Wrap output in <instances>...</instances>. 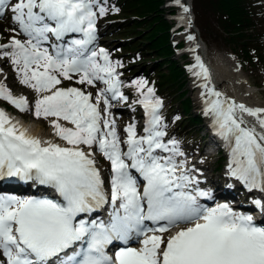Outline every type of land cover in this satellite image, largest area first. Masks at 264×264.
I'll return each mask as SVG.
<instances>
[{"label":"snow or ice","instance_id":"obj_1","mask_svg":"<svg viewBox=\"0 0 264 264\" xmlns=\"http://www.w3.org/2000/svg\"><path fill=\"white\" fill-rule=\"evenodd\" d=\"M106 12L95 0H0V19L7 16L13 25L8 42L0 44V59L36 93L32 114L52 117L50 127L65 145L29 136L0 110V181L46 186L60 198L0 193V264H264V227L227 204L199 203L211 194L199 187L186 160L177 159L184 156L178 142L164 140L162 101L153 88L144 91L146 81H132L147 117L144 135L131 124L122 140L115 120L107 118L110 99L127 98L117 74L123 65L104 48L90 47L96 21ZM52 38L62 44L49 45ZM197 67L195 74L207 80L199 58ZM73 79L104 87L93 103L91 93L60 87ZM203 87L205 115L229 146L230 175L249 189L264 187V131L243 118L255 117L264 129V109L237 105ZM0 99L21 113L30 110L25 97H13L2 84ZM96 152L109 162L107 180ZM133 238L139 248L120 247L109 256L114 242L128 245Z\"/></svg>","mask_w":264,"mask_h":264},{"label":"trees","instance_id":"obj_2","mask_svg":"<svg viewBox=\"0 0 264 264\" xmlns=\"http://www.w3.org/2000/svg\"><path fill=\"white\" fill-rule=\"evenodd\" d=\"M115 1L121 12L129 13L127 17L132 16L121 23L122 31H126V35L134 31L136 36L123 43V47H131L139 52L140 44L143 49L154 53L153 56L158 60L148 65L151 71L148 74L149 80L156 83L159 90L169 89L164 84L174 86L177 93L171 91L170 94L177 96L180 108L189 115L191 123L196 124L198 118L190 114V100L184 96L185 75L179 62L173 59L169 21L162 7L165 0ZM263 11L264 0H192L194 23L201 36L227 47L264 76ZM204 31L208 33L205 35Z\"/></svg>","mask_w":264,"mask_h":264},{"label":"rangeland","instance_id":"obj_3","mask_svg":"<svg viewBox=\"0 0 264 264\" xmlns=\"http://www.w3.org/2000/svg\"><path fill=\"white\" fill-rule=\"evenodd\" d=\"M110 1H112V0H99V2H97L98 3L97 5H102L107 10L106 14L102 18L97 19V23L102 27V29L100 30L99 37H98V42H99V44L105 45V49H107L108 53L110 54V60L111 61L119 62L120 64H123L122 59L124 58L123 57L124 55L114 56L116 54L112 55V52L114 50L118 49V47L124 41L122 38H120V36H125V37L129 36L130 38H134L135 32L133 31L134 34L129 33L128 35H126V31L121 32V29L119 27V26H121V24H120L121 22H114V21H117V20L122 21V19H118V18L127 16V15H129V13L125 14L124 12H118V11H122V10H120V9L118 10V9L113 8V4ZM169 7L176 9V11L178 10V8H176L174 6H167L165 8H169ZM109 14H110V16H109ZM114 17H116L117 19L116 18L114 19ZM109 18H111V19H109ZM128 19H130V18H128ZM112 22H114V23L112 24ZM122 23H124V22H122ZM11 27H13V26H11L6 19H4V18L0 19V43L1 44L8 42V37L10 35H12V33L10 31H7V30L10 29ZM141 27L142 26H138V28H141ZM176 28H182V29L175 32V34L172 35L173 41H177L179 39V37H181V34H184L182 37V40H184V38L187 37L188 34H190L191 36H194V40H197V35H196L195 31H193L191 23L188 26L177 25ZM122 29H123V27H122ZM118 30H120V33L117 32ZM172 33H173V31H172ZM203 33L206 35L208 32L204 31ZM113 35L115 37H113ZM204 39L206 42L205 47L207 48L208 58H210V65H215V60L218 61L221 57L234 58L235 63H236V68H238V74L237 75L242 81L241 82V89L247 90V89H249L247 87V85H249V86H251L250 90H253V93H251L248 96V98L245 97L246 102L254 104V105H258V107L264 106V80L261 77V75L259 74V71H257L254 68L249 67L245 62H242L241 60L237 59L234 55H232L229 52L228 48H226L225 46H222L220 44H216L215 42H213L212 40H210L206 37ZM184 47L179 49V50H176L177 55L173 56V59L176 60L177 58L182 56V52L185 51ZM138 49H139L140 54H137V55L133 54L131 56L132 60L148 59V58L150 59V58H152V56L154 54L153 52H150V50L143 49V46L140 44L138 45ZM126 50L129 53H132L135 51L131 47H129ZM178 52H181V53H178ZM192 52L190 51L189 48L186 49L185 53L188 55V57L186 58L187 60H193L194 59V56H192V54H191ZM121 53L125 54L124 52H121ZM221 60H222V58H221ZM136 62H138V61H136ZM124 64L126 65L125 67L117 68V74L120 75L121 77L123 76L122 77L123 88L128 92L130 101H127L125 103L126 104L125 114L127 115L126 119L124 116H123V118L115 119L116 127L118 126V124H120V122L126 123V125H127V123L135 124L134 119H131V117L129 116L130 115L129 111L133 109L134 105L137 104L136 102L141 97H140L139 93L137 92L136 88L134 86H132V81L142 79V80L148 82V80H149L148 74H145V71L148 70V68L145 67V65L149 64L148 61L138 62L134 66L128 65L126 63H124ZM133 68H135L136 71L126 73L130 70L133 71ZM186 69L189 71L188 67H186ZM74 79L72 81H63V83L60 85V87H67L69 85L80 87L82 89V91H84V92H91L94 99H95V94L98 91V88L99 87L102 88L98 84H97V87H95V88L88 86L87 84H85V85L75 84ZM189 81H190V79H189ZM156 82H158V81L156 80ZM0 84L4 85L7 89H9V91L11 92L13 97H15V98H19L21 96L25 97L28 101V105H29V109H30L27 112L21 113L15 107H13L11 104H9L7 101L0 99V110H2V111L11 110L12 111L11 113L5 112V114L7 116H9V118L15 117L16 120L19 119L18 116H20V115H18V113H20L22 118H23L22 119L23 123L27 125L29 130H32V131L33 130H37V131L39 130V133L41 135L44 134L49 139L57 138L55 133H54V129H52L50 127V121L53 119L52 117H49L47 120H45L43 118L37 119L32 114L31 109L33 108L34 102L37 98L36 93L32 89L25 87L24 85H22L19 82V78L17 77L16 73L13 71V66L10 64V62L8 60H6L4 62L3 59H0ZM188 85H189V82H188ZM188 85L186 84V86L183 87V90L185 93L184 96L185 97L187 96L188 98L191 99V103H193V104H191L192 107L190 109V112L193 113L194 111L197 110V108H194V105H195L194 94H193L194 92L192 91V93H191V90L188 91V89H187ZM164 86L168 87L169 89L164 88V89L158 90V87L151 86V84L147 83L144 91H146L147 87L153 88L154 92H155V97L162 101L163 106H162V109L160 110V115L162 116V120H163L164 125L168 127L167 129H169L168 133L172 134L171 136H169V139H171L170 137L174 138V136H173L174 134H177L178 136L185 135V130L183 129V127H185L186 123H188V122L186 121V118H185L186 116H184V118H182V120L180 122H178L180 116L182 115V112L180 111V108H178L176 106L177 104L174 101H172L173 98H169V99L166 98L169 96V94H170L169 92H171V91L176 92V90L174 89V86H170L167 84H164ZM164 95H166V96H164ZM175 99H177V98H175ZM170 102H173V104L169 105ZM137 112L138 111L136 109L134 113H137ZM183 115H184V113H183ZM187 116H189V115H187ZM113 117H115V116L113 115ZM17 123H20V122L17 121ZM60 123L64 126L71 127V125L66 124L64 121H60ZM200 126H201V124H199L197 126H191V128L195 129V131L197 132V130H199ZM193 133L194 132L192 130L190 132V134H193ZM189 138H192V137H189ZM58 140H60V139L58 138ZM185 142H186V144H185ZM181 143L183 144V146L185 145L184 150H190V149H192V146L198 145V143L193 141V140L188 141V137L184 140V142H181ZM189 154H190V152H189ZM101 157H102V155L100 156V158ZM100 161L106 162V160L103 157L100 159Z\"/></svg>","mask_w":264,"mask_h":264},{"label":"bare ground","instance_id":"obj_4","mask_svg":"<svg viewBox=\"0 0 264 264\" xmlns=\"http://www.w3.org/2000/svg\"><path fill=\"white\" fill-rule=\"evenodd\" d=\"M180 1L181 0H174L173 4L179 6ZM175 20L178 23L184 24V25H188L191 21L190 18L188 17V15L182 11V8H179L178 13L175 16ZM123 42H126V41L124 40ZM195 47L196 46L194 45V48ZM199 47L201 48L202 45L199 44ZM193 56H194V59L196 60V55L193 54ZM221 58L223 60H221ZM221 58L218 61L215 60V65H212V67L209 64L204 63L203 60L201 61V58L199 59V62L203 64V66L207 70V74L209 76L207 77V80H205V79H200V76H197L195 73H193V81L192 82L195 85V89L193 91L194 92L193 93L194 94V101H195L194 103L197 104L196 106L194 105V108H198V107H200L201 109L204 108L205 97L202 95V93L205 91L203 85L207 84L208 87H212L216 91L220 92L223 97L229 99L230 101H234L237 105L242 104L245 107H247L249 109H254V110L255 109H264V106L258 107V105H254V104L246 102V100L244 98L243 90L241 89V86H240L241 82L239 81V79L237 77V70L235 69V67H236L235 59L234 58H227V57H225V58L221 57ZM194 59L191 62H193ZM3 60H4V62L6 61V59H3ZM185 63H187V62H185ZM185 82L188 84L186 78H185ZM191 93H192V90H191ZM189 100L191 101L190 98H189ZM9 112L11 113L12 111L10 110ZM243 118L247 122L249 127H255L258 132L264 131V129L259 128V125H258L255 117L248 116L245 114ZM261 118H264V113H262ZM10 119L12 120L13 123L18 124V126L20 128L26 130L27 134L31 137L39 138L42 141L47 140V141H50L52 143H56V144H60L61 146H65L63 141L58 140L57 136H56L57 138L49 139L46 135H44V134L41 135L39 133V130L38 131L37 130H33V131L29 130L27 125L23 123L22 119L19 118L17 120L20 123H17L15 117H10ZM180 121L181 120H179L178 122H180ZM191 126H192L191 123H186L185 127H183V129L185 130V135L178 136L177 134H174L173 135L174 138L173 137H170V138L176 140L179 144L180 150L184 153V155H188L191 159H194V156L189 155V152L199 151L200 154H203L204 151L206 150V152L212 153L213 152L212 146L215 144V141H213L212 139H210L208 137H198L194 133L190 134V132L192 131ZM167 128H168L167 126H165V128H164V130L167 133V135L164 137V139L169 140V136H171L172 134L168 133L169 129H167ZM187 137H188V141L193 140V141L197 142L198 145L192 146V149H190V150H184L185 145L183 146V144L181 142H184V140ZM189 137H192V138H189ZM185 144H186V142H185ZM225 150L227 151L226 146H225ZM200 154H199V156L202 157V159H204L205 156L200 155ZM162 155H165V154H162ZM198 166L200 167V165H198ZM210 174H211V176H209L207 174L208 180L210 182L217 184L218 187L220 188V190L224 193L226 192V190H232L234 192V196L236 199H240L241 197L244 199L245 197H249V196L261 197V192L259 190L261 188L255 187V188L249 189V187L246 184L237 180L235 177L230 179L229 178V175H230L229 166H226V168L223 171L220 170L219 168H217V169L211 171ZM212 177L216 178V179H220L222 181L217 182ZM2 182L3 181H0V191H2L3 190L2 187L6 185ZM27 183H30L33 186L37 185V184H33L31 182H27ZM222 183H223V186L226 188H224L222 186ZM255 200L259 201L260 199L255 198Z\"/></svg>","mask_w":264,"mask_h":264},{"label":"water","instance_id":"obj_5","mask_svg":"<svg viewBox=\"0 0 264 264\" xmlns=\"http://www.w3.org/2000/svg\"><path fill=\"white\" fill-rule=\"evenodd\" d=\"M186 7L189 8L188 0H186Z\"/></svg>","mask_w":264,"mask_h":264}]
</instances>
